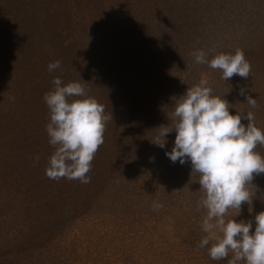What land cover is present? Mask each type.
I'll return each mask as SVG.
<instances>
[{"label":"trees","instance_id":"1","mask_svg":"<svg viewBox=\"0 0 264 264\" xmlns=\"http://www.w3.org/2000/svg\"><path fill=\"white\" fill-rule=\"evenodd\" d=\"M237 48L252 66L247 79L225 81L222 71L191 55L203 49L211 59ZM56 60L61 66L49 72ZM56 77L84 84L112 116L87 184L45 174L54 147L43 96ZM201 79L232 104L231 113L252 112L264 131V0H0V263L55 249L75 221L119 198L128 215L121 231L137 240L149 238L159 219L183 224L186 233L177 243L192 254L168 256L167 264H228L233 253L212 260L208 247H199L206 236L194 216L200 201L184 204L178 196H204V190L190 161L166 155L175 132L164 148L152 143L160 126L172 123L175 100ZM241 87L256 108L239 94ZM255 150L264 156V145ZM252 183L256 188L249 189L264 196V174ZM155 202L163 207L154 211ZM183 205L191 213L172 217ZM255 210L254 216L264 205ZM146 240L150 247L153 241Z\"/></svg>","mask_w":264,"mask_h":264},{"label":"clouds","instance_id":"2","mask_svg":"<svg viewBox=\"0 0 264 264\" xmlns=\"http://www.w3.org/2000/svg\"><path fill=\"white\" fill-rule=\"evenodd\" d=\"M191 55L195 63L222 71L225 81L234 76L247 79L252 72L251 63L239 48L234 53L214 54L211 59L203 49H196ZM60 66L56 60L48 64V70L52 72ZM53 84L54 89L43 96L50 117L46 132L54 147L45 174L54 180L90 183L88 173L104 143L106 125L112 116L105 113V105L87 94L81 82L64 84L56 77ZM239 94L252 108L257 107V101L245 88L241 87ZM231 108L224 96L213 95L207 79H201L175 100L172 123L161 125L152 143L164 148L166 137L174 131V144L166 155L172 162L190 161L191 173L199 177L204 190L199 203L206 209L202 228L208 234L199 247L207 246L212 260L227 258L231 252L228 264H264V211L255 215L254 227L252 220L234 219L242 205L252 203L254 193L249 186L256 188L252 183L255 176L264 174V156L255 150L264 145V131L255 125L252 112L241 110L233 114ZM242 120H247V124ZM162 207L159 202L153 204L154 211ZM229 209H235V214L226 220Z\"/></svg>","mask_w":264,"mask_h":264},{"label":"rangeland","instance_id":"3","mask_svg":"<svg viewBox=\"0 0 264 264\" xmlns=\"http://www.w3.org/2000/svg\"><path fill=\"white\" fill-rule=\"evenodd\" d=\"M87 15L89 14L86 8ZM250 191L254 193L252 203L242 205L240 214L234 219L237 221L252 220L254 227L255 209L257 206L264 205V196L258 195L259 190L251 189ZM178 196L184 204L201 201L203 197L198 192L185 193L184 191ZM196 210L194 216L197 219V226L202 227L206 209L201 207ZM182 211L191 213L190 207L183 205L173 211L172 217H178ZM234 214L235 209H229L225 219L232 218ZM125 217L128 215L124 214L119 198H113L111 201L108 199L107 202H102L94 214L75 221L72 227L65 232L64 237L55 242V249L41 250L34 255L30 254L31 256H22L18 259L10 258L0 264H127L122 262V257L125 259L126 256L131 257L132 264H167L168 256L176 258L192 254V251L177 243L178 236H184L186 231L182 223L181 228L176 226L175 218L168 216L164 220L159 219L154 222L158 226L149 238L145 235L137 240L136 235L121 231ZM189 222L193 223V220ZM201 229L204 235H208L203 228ZM146 239L153 241L150 247L143 245ZM169 260L172 262L168 264H187L184 260L180 263L173 259ZM190 264L203 263L195 260Z\"/></svg>","mask_w":264,"mask_h":264}]
</instances>
